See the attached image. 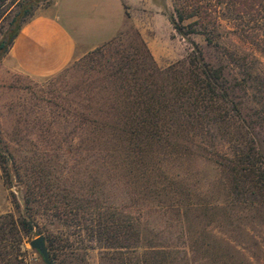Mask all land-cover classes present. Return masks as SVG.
Listing matches in <instances>:
<instances>
[{"label":"rangeland","instance_id":"rangeland-1","mask_svg":"<svg viewBox=\"0 0 264 264\" xmlns=\"http://www.w3.org/2000/svg\"><path fill=\"white\" fill-rule=\"evenodd\" d=\"M53 1L0 0V40ZM173 2L130 0L114 38L51 77L33 81L0 70V148L11 158V173L46 182L72 205H83L80 221L90 224L110 213L135 231V250L105 251L83 230L63 224L51 204L36 205L32 214L42 235L67 238L57 264H144L150 255L151 264H264V202L235 194L218 163V153L231 155L240 143L234 126H171L164 140L139 148L118 119L125 108L124 89L111 76L118 59L128 55L138 64L135 71L164 69L183 61L194 41L206 61L225 66L229 100L240 109L237 121L264 155V22L241 30L221 14L210 44L202 34L180 36L169 22L167 40L158 13L168 20ZM150 38L158 59L148 48ZM12 183L4 184L0 168V214L17 216L24 211L25 183ZM39 235L23 238V264H45L29 244Z\"/></svg>","mask_w":264,"mask_h":264},{"label":"trees","instance_id":"trees-1","mask_svg":"<svg viewBox=\"0 0 264 264\" xmlns=\"http://www.w3.org/2000/svg\"><path fill=\"white\" fill-rule=\"evenodd\" d=\"M224 13L241 25V30L253 29L247 26L250 22L256 25L264 22V0H174L173 12L168 15V20L180 36L202 34L206 43L210 44L216 38L215 20ZM20 25L9 32L7 39L0 40V58L11 46ZM191 45L183 61L164 69L154 65L148 69L141 68L143 76H140V69H133L138 64L131 63L134 60L128 55L123 54L118 59L111 76L116 86L118 84L124 89L120 102L125 104V108L118 111L123 132L131 145L138 146L142 142L153 144L164 140L171 126H187L195 131L212 123L226 122L234 126V136H240V143L231 155L218 153V163L235 194L264 202V155L256 146L253 133L247 129L243 132V125L237 121L240 109L229 100L232 87L225 76V66L206 61L199 44L191 41ZM146 69L148 72L145 73ZM10 163L12 166L11 158L0 148L4 184L12 187L13 180L25 183L24 211L17 216L11 212L0 214V264H23V238L42 235L32 209L36 205L46 208L48 203L63 224L83 230L99 248L105 251L136 249L132 225L119 222L110 213L98 214L90 224L86 220L80 221L79 216L85 209L83 205H72L65 196L53 192L46 182L34 178L26 181L17 170L11 173ZM12 195L13 204L19 210V204ZM43 237L49 264H57L60 250L68 248L67 238L53 233L43 234ZM147 260L144 264H151L154 256L150 255Z\"/></svg>","mask_w":264,"mask_h":264},{"label":"crops","instance_id":"crops-1","mask_svg":"<svg viewBox=\"0 0 264 264\" xmlns=\"http://www.w3.org/2000/svg\"><path fill=\"white\" fill-rule=\"evenodd\" d=\"M129 1L54 0L35 8L2 56L0 70L33 81L59 73L120 32ZM158 16L167 25L170 40L169 21L160 13ZM147 44L156 59L161 57L153 38Z\"/></svg>","mask_w":264,"mask_h":264},{"label":"water","instance_id":"water-1","mask_svg":"<svg viewBox=\"0 0 264 264\" xmlns=\"http://www.w3.org/2000/svg\"><path fill=\"white\" fill-rule=\"evenodd\" d=\"M29 244L41 256L44 263L49 264L48 251L43 235H39L38 237L32 239Z\"/></svg>","mask_w":264,"mask_h":264}]
</instances>
